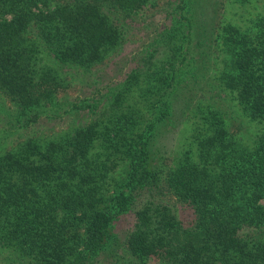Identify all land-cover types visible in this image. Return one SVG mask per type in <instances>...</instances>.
I'll return each mask as SVG.
<instances>
[{"label": "trees", "instance_id": "16d2710c", "mask_svg": "<svg viewBox=\"0 0 264 264\" xmlns=\"http://www.w3.org/2000/svg\"><path fill=\"white\" fill-rule=\"evenodd\" d=\"M151 1L0 0V264H264V0H166L142 65L67 91Z\"/></svg>", "mask_w": 264, "mask_h": 264}, {"label": "rangeland", "instance_id": "374dc122", "mask_svg": "<svg viewBox=\"0 0 264 264\" xmlns=\"http://www.w3.org/2000/svg\"><path fill=\"white\" fill-rule=\"evenodd\" d=\"M165 1L166 0H152L150 2L149 8L145 10L142 9L133 15V17H129V19H127L129 25L124 28L126 33V41L124 43L122 52L113 60L108 61L106 64L102 66L99 65L101 67L92 71L90 73L91 77L86 78V80L77 79L75 81V85L71 88H68L69 90H67L68 93H70L71 98H75L77 95L85 96L86 94H91L92 92L97 91L99 88L105 89L104 86L107 83L122 80L126 77L129 71H131L133 68L139 67V64H143L141 54H136L141 45L146 40L148 41V38L154 34L155 30L164 29L165 25L170 24L171 22V19L167 18L166 16L167 8L169 10L171 8L170 6L167 7L165 5ZM220 1L225 2L227 0ZM222 9H220L221 12L223 11ZM234 17L239 16L234 15ZM240 18L242 19L241 16ZM86 117L87 114L83 115L84 120ZM73 118L74 116H70L69 114H64L63 117H57L54 119L43 117L37 125L33 126V128L36 130H46L50 128L60 130L66 127ZM81 118V115L79 118H76L75 123H78L79 119ZM166 198L173 201V198ZM171 204H174V201L171 202ZM176 205L182 209V205L179 204V202H176ZM187 212L188 211H186V213H182L181 211V214L187 215L189 213ZM130 227L131 219L119 223L117 226V231L122 235L123 233L125 234ZM97 264H111V261L109 259L102 258V260Z\"/></svg>", "mask_w": 264, "mask_h": 264}]
</instances>
